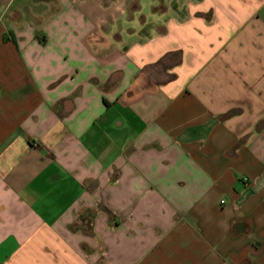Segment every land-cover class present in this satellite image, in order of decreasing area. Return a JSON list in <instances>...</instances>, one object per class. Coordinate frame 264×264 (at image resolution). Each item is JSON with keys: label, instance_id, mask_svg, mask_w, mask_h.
Instances as JSON below:
<instances>
[{"label": "crops", "instance_id": "obj_1", "mask_svg": "<svg viewBox=\"0 0 264 264\" xmlns=\"http://www.w3.org/2000/svg\"><path fill=\"white\" fill-rule=\"evenodd\" d=\"M0 264H264V0H0Z\"/></svg>", "mask_w": 264, "mask_h": 264}]
</instances>
